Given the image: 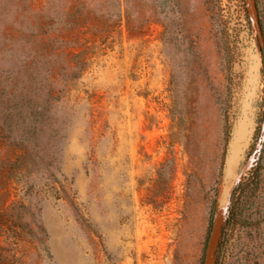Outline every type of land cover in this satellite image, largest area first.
<instances>
[{
    "label": "rangeland",
    "instance_id": "374dc122",
    "mask_svg": "<svg viewBox=\"0 0 264 264\" xmlns=\"http://www.w3.org/2000/svg\"><path fill=\"white\" fill-rule=\"evenodd\" d=\"M163 3L0 0V71L33 65L46 122V152L0 134V264H214L230 194L258 170L264 209L251 0ZM242 242L230 263L264 264V223Z\"/></svg>",
    "mask_w": 264,
    "mask_h": 264
},
{
    "label": "trees",
    "instance_id": "16d2710c",
    "mask_svg": "<svg viewBox=\"0 0 264 264\" xmlns=\"http://www.w3.org/2000/svg\"><path fill=\"white\" fill-rule=\"evenodd\" d=\"M161 1H164L163 5L166 8L168 0ZM7 52L9 48L6 45L0 46V55ZM18 64V60H14L8 69L0 71V134L9 142L25 147L30 153L46 152V147L41 146L37 141L38 134L43 131L46 122L43 121L42 112L38 111V106L35 105V98L30 96L33 89L23 85L35 80V71L33 65ZM25 78L28 82H24ZM260 183L258 170L247 181L239 182L234 186L216 245L214 264H231L230 260L234 257V252L239 250L237 253L239 256L246 247L242 242V235L256 226L261 227L264 223V209H257ZM215 211L214 200L209 233L213 227ZM236 261L242 260L237 257Z\"/></svg>",
    "mask_w": 264,
    "mask_h": 264
},
{
    "label": "bare ground",
    "instance_id": "6f19581e",
    "mask_svg": "<svg viewBox=\"0 0 264 264\" xmlns=\"http://www.w3.org/2000/svg\"><path fill=\"white\" fill-rule=\"evenodd\" d=\"M248 117H249V105H247L245 108L244 119L240 123L239 128H238L237 143H239V144H241V142L248 139L249 127H250ZM229 179H230V177H228V180H227L225 188H224V194L221 197L220 204H219V212L222 215L225 212L226 204H227V200H228V192H229V188H230Z\"/></svg>",
    "mask_w": 264,
    "mask_h": 264
},
{
    "label": "water",
    "instance_id": "95a60500",
    "mask_svg": "<svg viewBox=\"0 0 264 264\" xmlns=\"http://www.w3.org/2000/svg\"><path fill=\"white\" fill-rule=\"evenodd\" d=\"M250 13H251V18L253 22L254 29L256 31L263 55H264V39H263V31H262V26L258 17V11L256 4L254 0H251V8H250Z\"/></svg>",
    "mask_w": 264,
    "mask_h": 264
}]
</instances>
